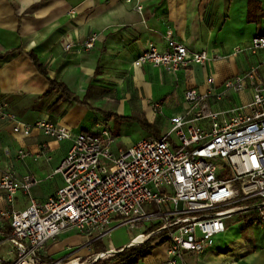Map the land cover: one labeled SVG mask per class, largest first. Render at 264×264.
<instances>
[{
    "label": "crops",
    "instance_id": "0c3cea01",
    "mask_svg": "<svg viewBox=\"0 0 264 264\" xmlns=\"http://www.w3.org/2000/svg\"><path fill=\"white\" fill-rule=\"evenodd\" d=\"M142 2L140 14L124 0H0V106L26 124L50 120L75 135L94 133L96 125L107 123L117 140L118 133L111 127L116 118L107 116L129 114L155 127L156 134L148 132L146 138H156L170 130L174 116L185 112V92H205L210 76L220 85L253 66H260L264 76V52L233 56L254 37L264 36V0ZM170 31L190 51L225 58L206 67H188L178 77L161 68L134 65L150 45L164 51ZM94 35L95 47L83 49L81 44ZM64 43L73 48L65 50ZM32 57L43 66L45 75ZM50 80L65 84L74 97L87 104L62 102L52 108L61 94L43 97ZM250 99V92L231 95L220 107H237ZM155 104L161 108L155 111ZM121 129L123 132L124 123ZM135 143L127 141L126 146ZM72 145V140L55 142L38 129L28 137L15 135L11 122L0 118V178L7 172L35 177L40 183L33 195L44 202L64 186L63 178L54 172ZM20 150L30 156L19 159ZM27 207L28 199L19 194L16 210ZM5 209L0 197V210ZM7 224L8 220L0 218L1 228ZM226 224V232L214 239L212 247L200 254L186 252L185 263L264 264V222L237 218ZM140 229L144 230L140 235L146 233L145 228ZM84 243V237L72 230L48 244L46 255L53 261L83 255L87 253ZM130 243L111 250H123ZM166 244L164 258L155 263L144 259L139 264L166 262ZM7 249V244L0 245V254Z\"/></svg>",
    "mask_w": 264,
    "mask_h": 264
},
{
    "label": "built area",
    "instance_id": "2783aa9c",
    "mask_svg": "<svg viewBox=\"0 0 264 264\" xmlns=\"http://www.w3.org/2000/svg\"><path fill=\"white\" fill-rule=\"evenodd\" d=\"M124 1L142 14V0ZM96 41L94 35L81 46L91 50ZM166 41L164 51L150 45L134 65L161 68L178 77L188 67H206L225 58L190 51L171 31ZM63 48L71 50L73 44L64 43ZM263 52L264 36H256L233 56ZM207 84L205 92H185V112L170 120L171 128L162 137L145 138L118 150L107 123L96 125L94 133L75 135L50 120L26 124L0 106V118L11 122L15 135L28 137L38 129L55 142L73 141L54 172L63 178L64 186L46 201L33 195L40 183L35 177L7 172L0 178V197L6 203L0 218L12 228L7 238L0 233V245H8L0 254V264H62L65 259L53 261L46 255L48 244L62 234L77 231L85 239L83 249L93 254L94 245L120 227L146 231L155 227L149 235L133 237L128 247L163 235L169 258L160 264H186L184 254H200L212 247L214 239L226 232L228 220L264 222V76L260 66L220 85L210 76ZM245 92L251 95L248 103L220 107L231 95ZM160 108L155 104L153 109ZM29 156L24 150L18 152L19 159ZM19 194L28 199L23 211L15 208ZM141 237L145 240L136 242ZM119 251L113 249L95 259H108Z\"/></svg>",
    "mask_w": 264,
    "mask_h": 264
},
{
    "label": "trees",
    "instance_id": "16d2710c",
    "mask_svg": "<svg viewBox=\"0 0 264 264\" xmlns=\"http://www.w3.org/2000/svg\"><path fill=\"white\" fill-rule=\"evenodd\" d=\"M32 59H33L34 64L38 68V70L43 75H45L46 73H45V70L43 69V66L35 58L32 57ZM98 73H99V70L97 71V74ZM55 92L61 94V97L55 103V105L52 106V108L54 106L59 105L62 102H67L70 104H75V103H80L83 105L87 104L85 101L81 102L79 100V98L74 97L65 84L54 81V80H50L49 91L43 97H49L52 93H55ZM107 117L108 118L115 117L116 118L115 120L120 124L125 123L126 121H135V122L139 123V125L145 131L152 132L154 134H156V132H157L156 128L149 125L145 120H140V119L133 117V116H131V117H119L115 114H110ZM156 138H160V137H156ZM248 221L252 222L253 219L248 220ZM154 230H155V227L148 228L146 231V235H149ZM11 232H12V228H11L10 224H7L5 228L0 227V233H2L4 238L9 237L11 235ZM166 243H167V239L163 235H153L144 244H141L139 246L126 247L122 251L115 252L114 256H112L108 259H104V260L93 259L90 262V264H139L140 261H143L144 259L149 257L153 253L155 248H157L158 246H161L163 244H166ZM107 252H108V250H106V248L104 246H102L101 241L94 245L93 255L105 254ZM62 264H64V262Z\"/></svg>",
    "mask_w": 264,
    "mask_h": 264
},
{
    "label": "rangeland",
    "instance_id": "374dc122",
    "mask_svg": "<svg viewBox=\"0 0 264 264\" xmlns=\"http://www.w3.org/2000/svg\"><path fill=\"white\" fill-rule=\"evenodd\" d=\"M131 116V115H130ZM129 114L127 115V117H130ZM111 127H113L112 129H114L116 131V133H118V140L117 143L115 144L116 150H118L119 147H124L127 144V141H135L138 142L146 137H148V132L145 131L140 125L139 123L135 122V121H126L124 123V130L122 132L121 129V124L116 122L115 119H113L112 125ZM129 148V146H126L127 149ZM144 230L143 229H137V230H132L130 227H120L116 230H114L111 235L108 237H105L101 243L102 246H104L106 248V250H111L112 247H121L124 246L125 244L129 243L133 236H138L140 235V233H142ZM168 248L167 244H163L161 246H158L157 248H155L154 252L150 255V257H148L147 259H145L147 262H153L155 263L157 260H160L161 258H164V254L166 253V249ZM97 255H93V254H89V253H85L83 255H77V256H72L68 259H65L64 264L68 263L70 261H75L77 262L76 264H90V262L95 259ZM76 258H80V261H76ZM70 259H74V260H70ZM97 260V259H95ZM100 260H104V259H100Z\"/></svg>",
    "mask_w": 264,
    "mask_h": 264
},
{
    "label": "bare ground",
    "instance_id": "6f19581e",
    "mask_svg": "<svg viewBox=\"0 0 264 264\" xmlns=\"http://www.w3.org/2000/svg\"><path fill=\"white\" fill-rule=\"evenodd\" d=\"M143 240H145V238H140V239H138L136 242H142ZM77 262H75V261H70L68 264H76Z\"/></svg>",
    "mask_w": 264,
    "mask_h": 264
}]
</instances>
